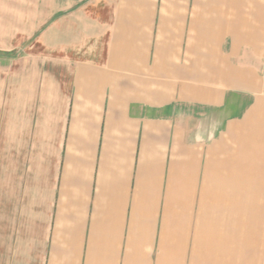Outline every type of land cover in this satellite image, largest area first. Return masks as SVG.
I'll return each instance as SVG.
<instances>
[{
    "label": "crops",
    "instance_id": "0c3cea01",
    "mask_svg": "<svg viewBox=\"0 0 264 264\" xmlns=\"http://www.w3.org/2000/svg\"><path fill=\"white\" fill-rule=\"evenodd\" d=\"M0 264H264V0H0Z\"/></svg>",
    "mask_w": 264,
    "mask_h": 264
}]
</instances>
